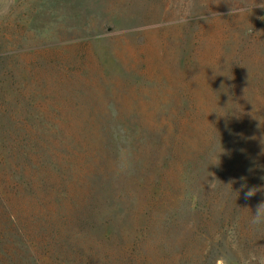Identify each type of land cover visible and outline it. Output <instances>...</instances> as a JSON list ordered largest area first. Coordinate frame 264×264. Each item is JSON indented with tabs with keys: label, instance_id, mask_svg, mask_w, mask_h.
Masks as SVG:
<instances>
[{
	"label": "rangeland",
	"instance_id": "obj_1",
	"mask_svg": "<svg viewBox=\"0 0 264 264\" xmlns=\"http://www.w3.org/2000/svg\"><path fill=\"white\" fill-rule=\"evenodd\" d=\"M0 75L9 154L26 123L65 119L60 132L78 135L85 122L89 178L74 202L95 176L102 189L97 216L71 221L70 258L61 236L38 242L39 227L1 205L0 264H41L50 243L51 264L264 258L251 221L264 204V0H0Z\"/></svg>",
	"mask_w": 264,
	"mask_h": 264
},
{
	"label": "trees",
	"instance_id": "obj_2",
	"mask_svg": "<svg viewBox=\"0 0 264 264\" xmlns=\"http://www.w3.org/2000/svg\"><path fill=\"white\" fill-rule=\"evenodd\" d=\"M0 84L2 85V83ZM21 107L20 110L23 114L30 113L33 108L30 104ZM8 110L12 111L13 108L10 109L6 101L0 102V185L2 186H0V206L7 203L10 210L21 216L24 224L38 226V230L42 231L38 234V242H40L39 239L45 238L51 240L55 236L54 234L61 236L64 239L62 240L64 246L60 245L58 251L70 258L69 254L74 250L67 235L73 227L71 221L76 219L81 225L90 221L93 216L96 217L97 197L93 196L95 193L93 191H97L99 188L101 193L102 190L98 176H95L93 180L90 177L87 181L91 180L90 192L81 200L74 202L76 200L77 184L84 188V178H89V176H81L82 170L78 168V163L83 167L87 164L89 152L92 151L89 148L90 143L86 132L85 124L87 123L80 122L78 124L82 125L78 128V135L71 130L68 133L60 132L59 124L61 127L63 125L68 127V124H70L65 119L59 118L58 122L52 124L51 127L47 126V128H42L41 125L43 124L41 122L36 125L26 123L25 129L30 136L19 144L14 143L21 151L18 157H15L9 154L8 139V130H10L14 121L3 116L7 115ZM58 111L60 112V110ZM19 120L21 123V119ZM19 120L15 119V123H19ZM16 158L17 163L13 161ZM6 170H10V172L7 173ZM90 196L94 199L93 204L89 207ZM67 206L69 207L70 216H60V211L67 208ZM12 211L7 212V214L4 211L8 216L9 226H15V224L22 226L18 218L14 217ZM54 215H58L55 223V228L58 229L56 232H52L54 228H50L53 224ZM27 242L29 243V241ZM31 242L37 244V241ZM57 246V244L51 245L50 243L48 247H44L45 252L42 253L44 262H41V264H51L49 256L46 254L53 253ZM25 249L29 250L30 247L25 246ZM21 263L32 264L28 256H25L24 261ZM7 264L15 263L10 260ZM62 264L67 263L62 261Z\"/></svg>",
	"mask_w": 264,
	"mask_h": 264
},
{
	"label": "clouds",
	"instance_id": "obj_3",
	"mask_svg": "<svg viewBox=\"0 0 264 264\" xmlns=\"http://www.w3.org/2000/svg\"><path fill=\"white\" fill-rule=\"evenodd\" d=\"M256 194V190H250L246 193L247 197H252ZM251 221L255 225L264 224V204H261L258 208L256 215H252ZM255 264H264V258H254Z\"/></svg>",
	"mask_w": 264,
	"mask_h": 264
}]
</instances>
